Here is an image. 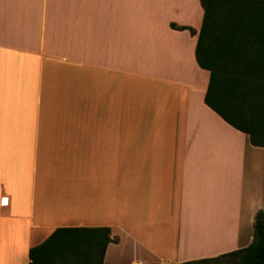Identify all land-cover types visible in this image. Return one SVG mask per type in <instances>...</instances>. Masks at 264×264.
<instances>
[{
    "label": "crops",
    "instance_id": "1",
    "mask_svg": "<svg viewBox=\"0 0 264 264\" xmlns=\"http://www.w3.org/2000/svg\"><path fill=\"white\" fill-rule=\"evenodd\" d=\"M203 19L201 0H0V264L61 227L110 228L104 264L251 245L264 147L205 102Z\"/></svg>",
    "mask_w": 264,
    "mask_h": 264
},
{
    "label": "trees",
    "instance_id": "2",
    "mask_svg": "<svg viewBox=\"0 0 264 264\" xmlns=\"http://www.w3.org/2000/svg\"><path fill=\"white\" fill-rule=\"evenodd\" d=\"M204 19L196 59L210 72L206 104L227 123L264 147V0H201ZM175 27V26H173ZM190 31L195 34L193 29ZM108 227L57 228L30 250V264H104ZM264 264V213L256 216L253 242L213 260L184 264Z\"/></svg>",
    "mask_w": 264,
    "mask_h": 264
},
{
    "label": "snow or ice",
    "instance_id": "3",
    "mask_svg": "<svg viewBox=\"0 0 264 264\" xmlns=\"http://www.w3.org/2000/svg\"><path fill=\"white\" fill-rule=\"evenodd\" d=\"M7 198H0V203H4V204H7Z\"/></svg>",
    "mask_w": 264,
    "mask_h": 264
},
{
    "label": "rangeland",
    "instance_id": "4",
    "mask_svg": "<svg viewBox=\"0 0 264 264\" xmlns=\"http://www.w3.org/2000/svg\"><path fill=\"white\" fill-rule=\"evenodd\" d=\"M215 264H227V262H226V260H222V261H219V262H217V263H215Z\"/></svg>",
    "mask_w": 264,
    "mask_h": 264
}]
</instances>
